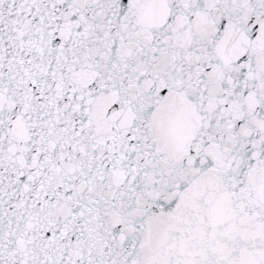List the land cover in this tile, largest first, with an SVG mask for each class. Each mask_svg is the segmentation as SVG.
Returning <instances> with one entry per match:
<instances>
[{"label":"snow or ice","instance_id":"6c2138e0","mask_svg":"<svg viewBox=\"0 0 264 264\" xmlns=\"http://www.w3.org/2000/svg\"><path fill=\"white\" fill-rule=\"evenodd\" d=\"M0 264H264V0H0Z\"/></svg>","mask_w":264,"mask_h":264}]
</instances>
